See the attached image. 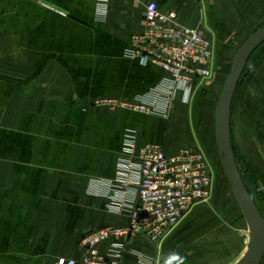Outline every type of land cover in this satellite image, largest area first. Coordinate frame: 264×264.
<instances>
[{"label":"crops","instance_id":"0c3cea01","mask_svg":"<svg viewBox=\"0 0 264 264\" xmlns=\"http://www.w3.org/2000/svg\"><path fill=\"white\" fill-rule=\"evenodd\" d=\"M150 1L198 28L215 53L212 76L189 99L178 90L166 115L130 106L167 100L166 72L126 55ZM263 21L264 0H0V264L78 260L84 234L129 226L128 213L109 209L107 190L128 134L167 154L200 149L215 166L225 85L218 55L240 48ZM231 135L241 176L264 194V42L242 69ZM177 227L161 243L140 233L101 249L120 242V264H147L142 256L169 264Z\"/></svg>","mask_w":264,"mask_h":264},{"label":"built area","instance_id":"2783aa9c","mask_svg":"<svg viewBox=\"0 0 264 264\" xmlns=\"http://www.w3.org/2000/svg\"><path fill=\"white\" fill-rule=\"evenodd\" d=\"M145 17V29L133 36L126 55L142 63L155 62L166 72L167 100L162 105L139 102L130 106L146 114L166 115L178 90L189 99L196 82L212 76L213 43L198 28L180 25L176 13L162 12L155 1L146 5ZM107 190L113 191L109 209L128 213L129 226L91 230L80 240L85 251L82 258H59L55 264H120L123 243L113 242L107 251L101 249L113 237L142 233L161 243L195 206L209 203L213 173L200 149L167 154L160 144L137 145L135 135L128 134L117 162V179L108 182ZM142 257L150 263L147 256Z\"/></svg>","mask_w":264,"mask_h":264},{"label":"rangeland","instance_id":"374dc122","mask_svg":"<svg viewBox=\"0 0 264 264\" xmlns=\"http://www.w3.org/2000/svg\"><path fill=\"white\" fill-rule=\"evenodd\" d=\"M260 24V27L263 26L264 21ZM238 50L239 47L218 55V69L223 74V83L230 73ZM211 168L212 198L209 203L196 206L170 237L172 251L166 260L169 264H234L247 249L249 228L219 157L217 164ZM241 177L264 218L263 192L257 185L252 190L245 183L247 176ZM253 191L259 196L255 198Z\"/></svg>","mask_w":264,"mask_h":264},{"label":"water","instance_id":"95a60500","mask_svg":"<svg viewBox=\"0 0 264 264\" xmlns=\"http://www.w3.org/2000/svg\"><path fill=\"white\" fill-rule=\"evenodd\" d=\"M264 42V25L256 30L236 53L217 108V137L220 161L248 224L247 250L236 264H260L264 256V218L248 192L237 167L231 135L233 97L249 56Z\"/></svg>","mask_w":264,"mask_h":264}]
</instances>
